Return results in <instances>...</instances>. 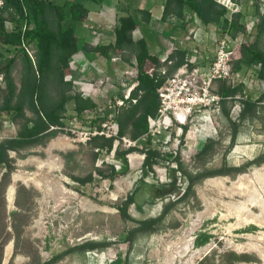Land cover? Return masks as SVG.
<instances>
[{"label": "rangeland", "instance_id": "obj_1", "mask_svg": "<svg viewBox=\"0 0 264 264\" xmlns=\"http://www.w3.org/2000/svg\"><path fill=\"white\" fill-rule=\"evenodd\" d=\"M62 1L57 0L58 3ZM117 18L108 25L114 28L118 24ZM7 26L8 30L12 29L10 23ZM135 36H139L137 32ZM246 39L251 41V34ZM120 63L122 70L114 77L102 76V71L98 70L90 72L88 67L82 72L83 76H90L93 84L103 81L99 87L102 93H98L100 97L97 99L102 112L108 109L113 92L120 91V82L125 79L123 71L126 64L123 60ZM97 66L104 69L101 63ZM243 73H246L243 77L247 82L245 93L256 99L259 96V81L254 73ZM13 75L19 86L20 61L15 65ZM68 77L72 80L75 78L73 73ZM77 83L78 88L89 91L90 87L79 78ZM4 89V80H0V104ZM51 93L53 100H56L58 90L52 88ZM236 104V101L228 103L230 118ZM74 107L73 101L68 103V117L73 116ZM260 112L254 125L245 123L242 126L238 140L232 147L231 133L226 130L228 119L222 113L216 115L213 118L216 131L203 135L207 141L209 136L216 135L223 128V134L227 136L225 147L206 161L194 160L193 152L179 156V161L172 159L178 164L182 163V167L179 164L181 174L169 170L164 183L156 175L153 178L147 175L146 180L140 178V174L131 171L130 167L114 181L101 177L98 169L110 174L114 167L110 163L112 159L97 167L95 152L91 147L74 142L66 131L45 144L20 153L10 152L15 169L5 180V170L0 169V264H38L51 260L56 254L64 255L54 264H185L192 252L202 249L204 251L198 254L193 264H264V162L249 165L245 171L233 175H208L196 181L191 192L186 193L190 184L188 174L198 176L206 171L224 169L225 162L228 166H245L264 154V101ZM28 115H32L30 111ZM70 117L66 120L68 128L76 123ZM18 129L19 122L11 121L5 113L0 116V141ZM200 143L197 146H201L202 150L205 143ZM30 158L41 161L22 164ZM54 158L57 160L52 161ZM118 163L122 172L124 165ZM256 171L257 174L253 175ZM15 174L25 175L30 180H19L14 184V207L10 208L6 192ZM90 174H93V181L86 185L71 178V175L86 177ZM242 174L248 175L244 184L246 189L233 186ZM213 179L219 181L207 184ZM57 182L63 189L55 188ZM132 192L135 204L130 205L128 211L134 220L159 216L168 202H174L175 206L161 222L158 231L139 234L130 245L125 238L127 232L137 224L122 215L117 206L122 205ZM87 204L110 211L89 209ZM15 227L20 230L19 234ZM89 241L110 242L111 245L102 250L78 249V246ZM176 245H188L189 253L181 257L176 255ZM231 253L245 256L246 259L234 260Z\"/></svg>", "mask_w": 264, "mask_h": 264}, {"label": "trees", "instance_id": "obj_2", "mask_svg": "<svg viewBox=\"0 0 264 264\" xmlns=\"http://www.w3.org/2000/svg\"><path fill=\"white\" fill-rule=\"evenodd\" d=\"M4 5L0 7V73L4 74L5 89L0 104V116L5 113L13 122H19L17 135L0 141V169H4L3 180L11 175L14 159L10 152L20 153L56 137L63 132L66 125L67 105L74 102V112L81 116L86 110H95L99 106L91 97H85L81 92H74V83L68 78L70 74V61L79 51L80 36L77 25L82 23L90 12L88 4L101 6L105 0H65L58 3L57 0H3ZM186 8L193 12V19L186 21ZM259 10V7H258ZM143 20L150 21V14L141 10ZM242 14L234 13L228 17L227 6L218 0H166L162 20L179 23L185 30L196 18L202 26L210 24L220 25L221 33H228L235 38L241 32H245V24L241 23ZM12 26L8 30L7 24ZM139 26V20L132 14L122 15L118 18V26L115 29L113 42L109 44L84 43L82 50L86 52L99 53L105 58L121 53L122 60L131 66H137L139 74V85L133 90L132 97L137 102L127 108L116 110V121L119 125V134L137 139L148 132V116H155L159 109L158 87L164 82L166 76L161 75V55H152L145 37L135 36V30ZM259 35L256 40H247L241 45L239 56L233 62V71L245 72L254 70L259 81V96L254 99L247 96L239 100L241 113L238 121L230 118V107L228 103H234L236 96H243L246 85L239 83L232 85L227 80L218 81V92L224 97L221 102V111L228 119L226 130L230 133L231 147L237 142L245 123L254 125L261 115V103L264 101V49L260 46V37L264 34V15L258 24ZM34 51L30 56L26 48ZM185 49L175 50L170 54L172 64L168 66V75L174 72L185 62ZM9 53H13L9 56ZM20 61L21 80L20 85L15 81L14 68ZM154 67L150 75L147 70ZM52 88L58 90V97L53 100ZM31 112V116L28 112ZM99 117L96 121H102ZM54 127V128H53ZM227 136L223 134V128L216 135L207 139L202 150L194 155V160L206 161L225 146ZM88 146L94 151L95 148L111 152L113 140L103 136L93 137ZM135 151L134 148L117 150V159L124 165L121 171L112 167L110 174H105L98 169L103 178L114 181L115 178L127 172L129 169L127 154ZM146 159L144 168H152L153 164L161 161L176 159L170 153L161 155L148 143L145 150ZM95 152V151H94ZM98 154L95 152V160ZM264 162V154L257 156L252 162L245 166H228L225 162L224 169L217 171H206L201 175L188 174L189 186L186 193H190L193 184L208 175H233L235 172H243L249 165H259ZM182 167V163H179ZM187 173V172H185ZM148 173L145 172L144 175ZM76 182L86 185L93 181V174L86 177L72 176ZM1 183V182H0ZM135 201L132 192L127 199L118 205L119 212L136 222L137 226L127 232L125 241L130 245L139 234L153 233L159 230L161 222L175 206L174 202H168L163 207L162 213L153 218L145 220H134L129 214V207ZM19 234L20 230L15 227ZM207 240V239H206ZM110 242L89 241L78 249L102 250L110 246ZM234 260L246 259L235 253ZM64 254H56L51 260L39 262L38 264H54L62 259Z\"/></svg>", "mask_w": 264, "mask_h": 264}, {"label": "built area", "instance_id": "obj_3", "mask_svg": "<svg viewBox=\"0 0 264 264\" xmlns=\"http://www.w3.org/2000/svg\"><path fill=\"white\" fill-rule=\"evenodd\" d=\"M219 1L227 6L229 18L234 13L241 11L240 6L233 0ZM257 2L264 15V0H257ZM3 5V0H0V7ZM257 24H259L258 21L246 24L245 32H241L235 38L228 33H222L217 41L214 59L208 67L197 65L196 60L199 58V54L196 49H193L186 52L184 64L170 76L168 75V66L172 64L170 54L160 56L161 75L166 78L157 89L160 100L158 112L155 116H148L149 129L143 136L132 139L129 136L120 135L119 125L115 119L116 110L127 108L137 102V99L132 97L133 90L139 85L137 66H132L125 72V79L121 81L122 89L113 99L109 100L108 109L102 112L101 105L98 104L97 109L86 110L81 116L74 113L71 118L76 123L71 124L69 128L66 124L64 131L71 135L74 142L85 146H88L92 138L96 136L113 140L111 152L94 149L98 154L97 167H101L109 161L108 159H112L110 163L115 167V170L119 171L118 162L120 161L117 159V150L134 148L135 151L127 154L128 166L131 171L135 170L139 173L140 178L144 177L146 180L147 175L148 178H153L156 175L164 183L167 181L169 170L181 174L179 164L175 160L155 163L151 169L144 168L147 155L144 150L147 144L150 143L152 148L162 156L170 153L173 158L183 157L192 152L196 154L200 151L201 146H197V144L201 142L200 145H203L206 141L203 134L216 131L213 118L220 113L221 102L224 100V97L218 92V81L227 80L232 85L247 83L243 77L246 73L233 71V62L239 56L241 45L247 42L246 37L250 35ZM218 28L221 29V24L218 25ZM193 34L196 38L198 32L194 31ZM26 50L30 56H33V50L28 47ZM111 61H122L121 53L114 54ZM154 69V67H150L147 72L152 75ZM253 73H255L253 69L247 71V75H253ZM0 80H4L2 73H0ZM75 90L83 94L80 89L75 88ZM246 97V93L243 96H236L237 104L231 112L233 121H237L240 117L239 100ZM99 117H103V120L96 123ZM16 135L15 131L13 135L3 139L13 138ZM145 172L148 174L144 175Z\"/></svg>", "mask_w": 264, "mask_h": 264}, {"label": "crops", "instance_id": "obj_4", "mask_svg": "<svg viewBox=\"0 0 264 264\" xmlns=\"http://www.w3.org/2000/svg\"><path fill=\"white\" fill-rule=\"evenodd\" d=\"M64 1L65 0L62 2ZM233 1L240 6L242 24L246 25L254 21H260L261 14L263 15V13L257 0ZM165 3L166 0H105L101 6L96 4H88L90 7L88 17L82 23L77 25V32L80 36L79 51L72 57L70 61V73H73L75 78L74 80L69 77L68 78L73 81L75 88H80L77 87V79L79 78L90 87L88 92H85L80 88L83 94L90 96L96 103H98L97 99L100 97L98 93H102V90L99 87L103 84V81H96L94 84L91 83L90 76H83V70L88 67L90 72H94L95 70L102 71L101 75L108 77H114L122 70L120 63L121 61H111V58L114 55H112L111 58H105L99 55V53L86 52L82 50V45L84 43L96 45L109 44L113 42L115 29L118 24H116L114 28L108 24L109 22H115V18H117L119 15L122 16L126 14H132L139 20V26L136 28L135 32H137L139 36L146 38L150 53L152 55L163 56L167 53L172 54L178 49H185L187 52L196 49L199 54V58L196 60L197 65L208 67L214 59L217 41L222 35L218 25L210 24L208 26L202 27L200 22L195 18V22H191L188 25V28L185 30L179 23L163 21L162 16ZM141 10L149 12L151 16L149 22L143 20ZM185 13L187 16L186 21L193 19V12L190 8H186ZM194 31L198 32L196 38L193 34ZM250 34L252 38L251 41L258 39V24L254 27ZM259 40L260 46L262 47L264 42V34ZM90 61L92 64H90ZM99 63L104 66L103 70L98 68L97 65ZM125 64L126 67L123 71V74L132 67L126 62ZM121 89L122 88H120V91ZM120 91H114L113 97H115ZM246 95L253 98V95ZM101 96L103 97V95ZM74 113L75 112H73V114ZM253 135L256 137V134ZM11 185H13V181L9 187ZM9 187L7 188V191ZM133 204H135V201Z\"/></svg>", "mask_w": 264, "mask_h": 264}, {"label": "bare ground", "instance_id": "obj_5", "mask_svg": "<svg viewBox=\"0 0 264 264\" xmlns=\"http://www.w3.org/2000/svg\"><path fill=\"white\" fill-rule=\"evenodd\" d=\"M131 158H134V157H131ZM57 159L56 158H54L52 161H56ZM30 161H41L40 159H38V158H30V159H28L27 161H25V162H22V164H26L27 162H30ZM43 161V160H42ZM49 163V162H48ZM28 164V163H27ZM57 164V163H56ZM53 165V164H52ZM58 167V166H57ZM49 168V167H48ZM52 168V167H51ZM60 168V167H59ZM55 169H58V168H55ZM258 171V170H257ZM257 171L255 172V173H253V175L255 174H257ZM247 179H248V175L247 174H242V175H240L239 177H238V179L233 183V186H237L238 187V189H241V188H245L244 187V184L246 183V181H247ZM19 180H21V181H24V182H26L27 180H28V178L25 176V175H22V174H15L14 176H13V185H11L10 187H9V189H8V192H7V203H8V205H9V207L10 208H13L14 207V200H15V183L17 182V181H19ZM30 180V179H29ZM28 180V181H29ZM65 180H68L67 178H65ZM219 180H216V179H213V180H210V181H208V183L207 184H210V183H214V182H218ZM40 182V181H39ZM33 183V182H32ZM39 184V183H38ZM43 185V184H42ZM51 185V184H50ZM56 186L57 187H55L56 189L57 188H59L60 187V189H63V187L60 185V183H56ZM48 187V186H47ZM51 187V186H50ZM54 187V186H53ZM52 189H54V188H52ZM246 189V188H245ZM71 194H73V195H76L75 193H71ZM63 203V202H62ZM89 209H100V210H104V211H110V209H108V208H105V207H99V206H97V205H92V204H87L86 205ZM202 218V217H201ZM193 230V229H192ZM191 231V230H190ZM189 231V232H190ZM190 234V233H189ZM185 238V237H184ZM193 238V237H192ZM183 240H185V239H183ZM191 242L193 243V240L191 239ZM180 243V242H179ZM188 243H189V241H188ZM186 244V243H185ZM180 245V244H179ZM179 245L176 247V251H175V253H176V255H178V256H185L186 254H188L189 253V249L190 248H188V245L187 246H184V247H182V246H180L179 247ZM207 247V246H206ZM209 247V246H208ZM243 247V246H242ZM202 249V248H201ZM207 249V248H206ZM244 249V248H243ZM204 251V249H202V250H197V251H194V252H192L191 254H190V256L188 257V259H187V261H186V263L185 264H193V260L198 256V254L200 253V252H203ZM240 251V250H239ZM174 253V254H175ZM202 254V253H201ZM173 255V254H172ZM174 256V255H173ZM174 259V258H173ZM168 260V259H167ZM171 260V259H170ZM172 261V260H171ZM170 263V262H169Z\"/></svg>", "mask_w": 264, "mask_h": 264}]
</instances>
